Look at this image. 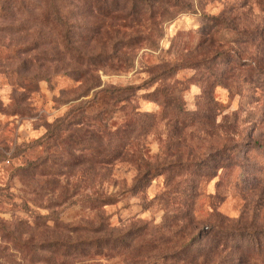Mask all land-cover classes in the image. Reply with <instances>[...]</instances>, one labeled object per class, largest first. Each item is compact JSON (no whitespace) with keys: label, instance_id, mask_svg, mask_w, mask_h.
Wrapping results in <instances>:
<instances>
[{"label":"rangeland","instance_id":"374dc122","mask_svg":"<svg viewBox=\"0 0 264 264\" xmlns=\"http://www.w3.org/2000/svg\"><path fill=\"white\" fill-rule=\"evenodd\" d=\"M0 264H264V0H0Z\"/></svg>","mask_w":264,"mask_h":264},{"label":"trees","instance_id":"16d2710c","mask_svg":"<svg viewBox=\"0 0 264 264\" xmlns=\"http://www.w3.org/2000/svg\"><path fill=\"white\" fill-rule=\"evenodd\" d=\"M73 54H75V56H77L79 58V60L82 61L83 64L87 65V71H91L92 69L95 68L94 64L92 63V60L93 59H90V58H86L84 56H82L78 51H74L72 52ZM86 59V60H85ZM129 90L126 89L125 92H128ZM152 172V169L150 168L148 172H146L145 175H149L150 173ZM25 245V243H24ZM30 243H26L25 247L29 246ZM58 243L57 242H43V243H39L37 244V246L40 248V249H43L44 247L45 248H48V249H55L57 247Z\"/></svg>","mask_w":264,"mask_h":264}]
</instances>
